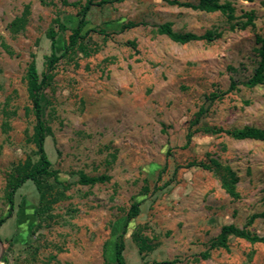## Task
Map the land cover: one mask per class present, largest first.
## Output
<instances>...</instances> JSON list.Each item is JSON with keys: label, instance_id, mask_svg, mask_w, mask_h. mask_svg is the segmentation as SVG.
Instances as JSON below:
<instances>
[{"label": "rangeland", "instance_id": "rangeland-1", "mask_svg": "<svg viewBox=\"0 0 264 264\" xmlns=\"http://www.w3.org/2000/svg\"><path fill=\"white\" fill-rule=\"evenodd\" d=\"M87 1L0 0V220L9 211L7 184L37 160L28 67L45 71L49 31L55 54L63 53ZM223 1L234 20L162 0L89 9L40 95L56 179L17 189L0 226V264H116L121 234L125 264H264L261 243L230 237L228 249H209L223 226L241 229L264 211V143L210 133L264 129V86L243 85L259 61L264 0ZM249 13L254 27L243 29ZM129 22L138 26L122 31ZM164 23L219 38L181 45L158 34ZM231 81L236 90L207 99ZM229 172L235 197L221 184ZM82 176L106 179L83 185ZM134 203L139 214L125 225ZM246 228L264 236V219Z\"/></svg>", "mask_w": 264, "mask_h": 264}, {"label": "trees", "instance_id": "trees-1", "mask_svg": "<svg viewBox=\"0 0 264 264\" xmlns=\"http://www.w3.org/2000/svg\"><path fill=\"white\" fill-rule=\"evenodd\" d=\"M123 0H101L97 2V4H93L91 0H88L82 9V17L78 23V26L73 30L72 34L68 38V43L64 46L63 53L61 55L55 54V37L56 33L54 31H49L47 34L48 39L50 40L51 54L46 58V69L45 71L39 75L37 69L35 67L34 62L28 67L27 76L32 82V86L29 90L30 101L32 106V112L34 115V142L36 146V156L37 160L33 163L30 159L25 164V167L20 170V172L14 177V179L7 184V193H6V202L9 205V211L5 218L0 220V226L4 223L5 220L10 218L13 210V197L16 193L17 189H19L23 184L27 181L33 182L37 188L40 190V183L42 181H46L47 179H56V172L51 169V162L48 159L45 150H44V141L46 136L48 135L47 127L42 120L41 116V104H40V95L41 93L49 86L51 81V73L55 69L56 64L60 61L64 55L68 53L73 47L76 46L78 39L80 38V32L85 26L84 16L89 11V9L93 5H107L111 3H119ZM164 3L170 6H178L188 8L194 11L204 12V13H215L219 12L223 16H225L229 21L235 19V10L229 2H225L223 0H198L196 3L191 2L190 0H162ZM248 2H253V0H245ZM246 22L241 24V28H246L248 26L254 27V16L252 13L245 15ZM137 24L129 22L127 24L122 25L121 30H127L137 27ZM157 32L160 35L166 36L174 43L178 44H187L191 42H213L219 38V34H214L212 32H206L202 35H196L193 33H175L171 28L170 23H164L157 27ZM256 42L259 44L258 64L252 74V76L245 82L243 85L246 88H253L258 85L264 86V37H257ZM237 89V84L234 81L230 82L228 90L224 93H213L207 99L209 101H214L216 99H220L226 93L234 91ZM204 110H201L196 115V119L194 120L192 125H195L199 118L203 115ZM210 132V131H209ZM210 133H224L234 140H255L264 143V129H258L255 127H244L241 129H232V130H211ZM194 132H190L187 134V141L190 140L191 136ZM106 178H89L82 176L80 178V183L83 185H93L98 182H103ZM235 178L232 173H228L227 177L221 178L222 188L225 192L231 196L235 197L236 193L234 190ZM139 204L134 203L131 205L127 215L125 225L129 223L132 219L136 218L139 214ZM255 218L264 219V211L258 215H255L250 218L247 222L246 226L238 229L233 225L223 226L220 230V233L216 240L212 241L209 246V249H228V240L230 237L238 238L245 240L251 244L261 243L264 244V236H258L256 234L250 233L247 230V226L251 224V222ZM125 249V244L123 241L122 234L119 236L114 251V260L116 264H125L123 252ZM202 259L208 258V253L204 252L201 255ZM176 261L164 262L162 264H176Z\"/></svg>", "mask_w": 264, "mask_h": 264}, {"label": "water", "instance_id": "water-1", "mask_svg": "<svg viewBox=\"0 0 264 264\" xmlns=\"http://www.w3.org/2000/svg\"><path fill=\"white\" fill-rule=\"evenodd\" d=\"M2 254H3V252H0V263H1Z\"/></svg>", "mask_w": 264, "mask_h": 264}]
</instances>
